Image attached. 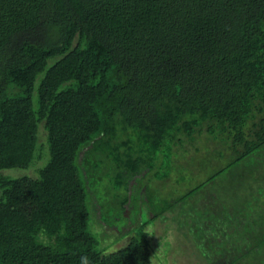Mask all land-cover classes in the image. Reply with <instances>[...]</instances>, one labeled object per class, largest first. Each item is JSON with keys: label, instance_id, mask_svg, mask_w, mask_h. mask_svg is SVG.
Segmentation results:
<instances>
[{"label": "trees", "instance_id": "16d2710c", "mask_svg": "<svg viewBox=\"0 0 264 264\" xmlns=\"http://www.w3.org/2000/svg\"><path fill=\"white\" fill-rule=\"evenodd\" d=\"M207 135L226 165L135 210L136 178L177 188ZM166 219L169 263L189 227L202 263L264 264V0H0V264H152Z\"/></svg>", "mask_w": 264, "mask_h": 264}, {"label": "rangeland", "instance_id": "374dc122", "mask_svg": "<svg viewBox=\"0 0 264 264\" xmlns=\"http://www.w3.org/2000/svg\"><path fill=\"white\" fill-rule=\"evenodd\" d=\"M201 137H203V138H201ZM201 137L198 140L196 139L195 146H196L197 150H195V146H194L191 149L192 151H190V153H188L186 157L181 158V159L178 158L180 165L176 171H173L171 173L170 176H172V178L178 177L181 181L178 183V186L174 182L175 180L174 181L171 180L170 184H169L171 186H177V188H174V189L171 187L167 188L166 185H162L163 180L159 179V177H157L155 174L149 178L148 177L145 178L143 175H139L136 178L137 182H136L135 187H137V188L135 190L133 189V192L131 193V200H130V201L136 202V204L134 206L135 210H138V212L141 211V208L144 205L148 206L149 200L152 202H155V203L162 202V200L164 199V198L162 199V196L164 197L166 192L168 193L169 197L170 196H172V197L180 196L183 192L187 191L192 186H195L199 182L203 181L205 177L211 175V173L214 170L218 169L220 166L226 165V163H225L226 157L222 158L220 156V150H221V148H223L222 147L223 145L220 143V141L219 140L216 141L213 137L208 136V135L206 137H204V136H201ZM221 180H222L221 177L218 178L217 182L215 184H211L209 187H207L205 189V192H203V195L200 198V201L203 202L200 205V208L203 204H205L208 201V199H207L208 195L212 194L213 192L216 193L218 191V194L221 195V197H225V198L230 197V194H232V190H230L231 187H229V186L237 183L238 179L236 178L234 182L232 179H230L231 181L228 179L226 182H222ZM256 184H258V183H256ZM159 188H161V189H159ZM238 192H239V190L235 191V193H238ZM153 193H155V194H153ZM101 196H102V199H108V197H106L107 195L101 194ZM112 201L115 202V200L111 199V201H106L105 202L106 205L103 206V211H104L103 214H104V217L106 220L104 222L110 225V229H111V226L112 227L116 226L118 228L119 232H117V231H116L117 233H114L113 231L107 232V229L105 227L106 225L103 224L104 222H101L102 225H99V224L96 225V230H99L97 232H98V236L100 238L101 245L106 246V245L111 244L110 245V247L112 246V248L110 249L111 251L116 250L117 248L125 245L124 242H125V237L127 236V234L126 233L124 234L122 232H124V230H125V229L123 230L124 227L125 228L129 227V224L126 223V220H127L126 217L123 216L124 212L122 211V209L112 208V206H114ZM189 206H190V203H187V208ZM205 207H207V204L203 208H205ZM181 210H179V211H181ZM132 215H134V214H132ZM181 217H182V215L179 214L180 219H181ZM195 218L196 217H194L188 213L187 215H184V217H182V220L184 219V220H186V222H191V220H194ZM146 220H147V217L143 213L139 218H137L135 221L134 220L133 221L135 222V224H137L136 222L146 221ZM137 227L138 226L134 227V229L136 228V230H134V229L132 230V235H138ZM173 227L180 228L182 226L179 224L178 225L172 224L171 222L167 221V219H166V223H164V226H162V232H163V234L161 236L162 239L160 238V240H157V246L155 244L156 252L154 254L152 264H174L173 261L171 263H169V261H165V256H166L167 252H169L168 249L170 247L169 241L166 239L168 237H175V234H173L174 230H172ZM185 228H187L188 231L182 232V234H179L177 236L180 239H182L181 241L177 240L179 243L182 244L185 242L184 248L182 247L184 249V252L188 253L186 255L187 258L185 256V259H186L185 260L186 262L184 261L185 264H206V262H207L206 259H204L205 263L200 262V260L203 258L201 251L206 250L205 242H203L202 247H200L198 244L200 242L198 236L192 234L189 231V227H185ZM116 234H118L119 237H120V235L125 236V237L119 238V237H117ZM112 238H115V239H112ZM116 239H120V240H118L117 243L113 244V242ZM163 241L165 242V249L163 248V243H162ZM177 241H175V242L171 241V242H173L174 244H177L178 243ZM195 241H196V243H195ZM198 255L202 258L199 259L197 257ZM171 257H172V255H171Z\"/></svg>", "mask_w": 264, "mask_h": 264}, {"label": "clouds", "instance_id": "9594fccd", "mask_svg": "<svg viewBox=\"0 0 264 264\" xmlns=\"http://www.w3.org/2000/svg\"><path fill=\"white\" fill-rule=\"evenodd\" d=\"M80 264H89L88 258L86 256L85 257H81L80 258Z\"/></svg>", "mask_w": 264, "mask_h": 264}]
</instances>
